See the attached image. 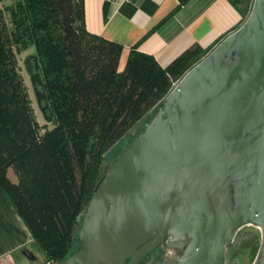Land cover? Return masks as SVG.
Returning <instances> with one entry per match:
<instances>
[{"label": "water", "instance_id": "1", "mask_svg": "<svg viewBox=\"0 0 264 264\" xmlns=\"http://www.w3.org/2000/svg\"><path fill=\"white\" fill-rule=\"evenodd\" d=\"M247 1L241 25L188 68L102 164L107 170L72 230L76 251L51 263L23 250L29 262L124 264L139 245L170 236L188 242L176 264H222L237 231L253 224L261 240L252 264H264V0ZM31 82L41 106L38 73Z\"/></svg>", "mask_w": 264, "mask_h": 264}, {"label": "trees", "instance_id": "2", "mask_svg": "<svg viewBox=\"0 0 264 264\" xmlns=\"http://www.w3.org/2000/svg\"><path fill=\"white\" fill-rule=\"evenodd\" d=\"M0 4V188L46 261L56 263L73 252L72 230L110 152L210 49L196 45L163 68L133 47L120 69L122 46L86 30L83 0ZM28 44L50 130L36 121L18 70L16 54Z\"/></svg>", "mask_w": 264, "mask_h": 264}, {"label": "crops", "instance_id": "3", "mask_svg": "<svg viewBox=\"0 0 264 264\" xmlns=\"http://www.w3.org/2000/svg\"><path fill=\"white\" fill-rule=\"evenodd\" d=\"M86 30L122 46L119 67L130 50L153 56L166 68L187 49H211L246 18L247 0H83ZM7 176L16 183V175ZM37 245L8 197L0 188V264H36L22 254L28 250L38 261Z\"/></svg>", "mask_w": 264, "mask_h": 264}, {"label": "flooded vegetation", "instance_id": "4", "mask_svg": "<svg viewBox=\"0 0 264 264\" xmlns=\"http://www.w3.org/2000/svg\"><path fill=\"white\" fill-rule=\"evenodd\" d=\"M105 169L107 167H103L102 172ZM78 225L80 226V223ZM260 240L261 233L257 226L247 224L241 227L237 231L234 243L228 251L227 260L223 258L222 264H250L255 258ZM75 241L78 247L76 237L73 238L74 243ZM187 244L175 242L170 236H166L162 243L154 246L139 245L136 248V254L130 255L124 264H176ZM77 247L73 252L76 251Z\"/></svg>", "mask_w": 264, "mask_h": 264}, {"label": "rangeland", "instance_id": "5", "mask_svg": "<svg viewBox=\"0 0 264 264\" xmlns=\"http://www.w3.org/2000/svg\"><path fill=\"white\" fill-rule=\"evenodd\" d=\"M0 6H1V4H0ZM6 19L8 20L7 16H6ZM34 54H35V47L32 44H28L24 50L17 53L16 54V60H17L18 70H19V73H20V75L24 81L25 87L27 89L29 99L31 102V107L33 109V113H34L36 121L38 122L39 126L41 128H43V130H45V129L50 130V129H53L54 123H53L52 119H50L49 121H47L45 119V115L47 117L50 116L49 113L47 112L48 105H47L46 99H45V92L42 89V85L38 83L37 89H38V91L42 92V94L44 95V99H42L41 106H39L37 104L34 88L32 86V82H31L32 76L36 73H38V74L40 73L39 70L36 71L35 67H34L35 66V59H33ZM39 78H41L40 74H39ZM43 106H47L46 112L44 114L40 110L41 107H43ZM132 138H133V136H130L128 134L123 139L122 143H120V149L121 150H122V148L124 149L127 146V144L131 141ZM113 152L114 151L110 152V154L108 155V160L111 158ZM76 247H77V242L75 241L74 249ZM35 250L37 251L38 256L43 255L39 246L35 245ZM250 264H252V262Z\"/></svg>", "mask_w": 264, "mask_h": 264}]
</instances>
